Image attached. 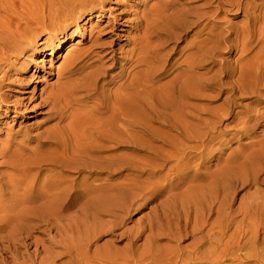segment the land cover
<instances>
[{"label": "bare ground", "instance_id": "6f19581e", "mask_svg": "<svg viewBox=\"0 0 264 264\" xmlns=\"http://www.w3.org/2000/svg\"><path fill=\"white\" fill-rule=\"evenodd\" d=\"M47 2L48 16L36 19L42 24L19 31L12 28L10 1H0L8 18L0 23L1 72L29 51L24 69L47 51L59 58L70 25L105 12L106 3ZM178 2L150 8L118 58L92 27L84 47L69 49L46 72L56 79L42 81L38 95L43 125L21 141L9 129L0 148V264H264V190L256 186L264 148L251 160L252 179L244 178L245 163L223 167L215 154L199 166L215 162L211 173L193 165L220 153L223 120L235 114L233 123L242 114L232 113L236 98L254 95V104L264 107V0ZM196 2L203 3L191 5ZM19 4L25 15H37L30 0ZM228 13H242L243 20L232 23ZM5 77L0 107L21 115L31 101L11 104ZM245 185L256 191L233 209L231 195ZM184 238L192 240L181 248Z\"/></svg>", "mask_w": 264, "mask_h": 264}, {"label": "rangeland", "instance_id": "374dc122", "mask_svg": "<svg viewBox=\"0 0 264 264\" xmlns=\"http://www.w3.org/2000/svg\"><path fill=\"white\" fill-rule=\"evenodd\" d=\"M2 1V0H0ZM7 1V0H4ZM10 6L13 8V12L15 13L14 19L12 20V28L16 26H21V31L27 27H36V25H41L42 23L37 24L36 19L39 18L43 20L45 16H48V6L49 2L47 0H30V7L31 9L36 8L38 10L37 15L28 16L24 14V9L19 4L20 0H9ZM105 3V12L100 13L98 11H93L91 16L87 14L82 16L79 20L77 25L72 24L69 27L68 37L65 40L63 46V50L60 54V57L51 56L49 53L50 51L45 52V54L37 55L33 63L30 67H26L24 69L23 62L24 59L29 57L30 51L26 53L24 58L22 57L20 62H14L13 65L8 64L7 66L2 68V72L0 70V79L3 75H5L6 80L5 84L9 86L7 88V92L10 95V103L13 100H30V106L22 111L21 115L14 113V108L11 106L0 107V148L4 144V136L8 132L9 129H12L13 137L16 141H21L23 138L27 137L28 135H33L38 132L39 127L43 125L42 123V116H39L40 110L39 107V97L40 89L42 87V81H49L50 83L55 81V76L48 77L46 79V72L50 69H54L57 67L63 60L66 52L70 49V52L74 51L76 48H81L86 45L88 32L92 27H98L101 30L103 35V41L106 43V51L108 50H115L117 52V58L119 57V49L125 48L127 49V37H133V31L135 29L136 22L143 20L145 16L148 14L150 8H156L159 10L162 9H171L173 8L176 3H179V0H104ZM260 0H244V3L248 4H258ZM203 2H196L191 5H200ZM42 15V16H40ZM121 15L123 17H121ZM243 14L241 13L240 16H235L231 14H227L226 19L232 23H237L243 20ZM7 16L2 13L0 14V23L8 18ZM44 23V22H43ZM2 24V23H1ZM121 24L118 26V29H113L112 27ZM13 30V29H12ZM77 31V32H75ZM192 32L188 34V36L184 37L183 40L188 42L190 40ZM47 35L40 36L37 41L41 43ZM76 41L78 42L76 44ZM185 42V43H186ZM184 42L181 43L180 47H183ZM256 51V50H255ZM68 54H70L68 52ZM177 57V56H176ZM108 58V57H107ZM227 59V56H224ZM47 59L50 62H44ZM13 57L9 59L12 61ZM119 65L115 66L113 70H110L111 74H115L118 72ZM26 73V74H25ZM30 76L31 79L28 82H25L24 76ZM212 76V72L209 74V77ZM233 79L229 80L232 81ZM225 82V81H224ZM23 83H26L25 89L19 88V86H23ZM213 88L216 86H212ZM256 89V88H253ZM211 96L213 93L211 91L208 92ZM226 94H222L216 97L214 100H211V107H215L220 105L223 100L226 98ZM247 98H236V106H233L232 113H236L237 111L242 112L239 121L231 122L235 118V114L228 116L222 122V129H224V136L222 146L220 147V153L214 151L210 153L208 157H206L203 161L196 160L193 164L195 167L194 169L198 170L200 173H211L214 171V163H210L206 167H201V162H208L212 155H216L220 162H222V166L225 167L226 163L229 167H232L233 163L231 160H238L239 164L245 163V165L250 169L247 175L244 178L252 179L254 177V167L255 164L251 161L256 158L257 154H263L260 152L264 148V107H258L254 104L255 96L248 95ZM261 97L264 98V93L261 94ZM244 98V100H243ZM219 114L222 112H218ZM256 117L257 115H261ZM34 145V144H32ZM216 147L214 148V150ZM219 151V150H218ZM264 155V154H263ZM248 158L249 160H246ZM1 161V160H0ZM49 169L50 167H46ZM194 171V170H193ZM193 172L191 175H193ZM48 175L43 173L42 178H46ZM259 185H256L259 191L264 190V175L262 173H258L257 175ZM256 179V180H257ZM255 180V181H256ZM253 181H247V183H251ZM256 186H243L241 189L236 191L234 194L231 195L232 198L235 199V204L233 209L237 207L241 199L247 195L253 194L256 191ZM160 201V199L158 200ZM157 202V201H156ZM155 203V202H154ZM150 206L145 208L144 210H140L139 212L133 214L131 216V222L126 226L127 228H132L133 223L138 221L144 214L148 212ZM106 239L103 238L98 242V244H102ZM190 239H182L178 244L181 248H186L190 243ZM126 241L122 243L116 244V247H122ZM160 247H166V242L163 241L160 244ZM176 246V245H171ZM165 249H163V252ZM244 263V262H242ZM230 264V263H227Z\"/></svg>", "mask_w": 264, "mask_h": 264}]
</instances>
